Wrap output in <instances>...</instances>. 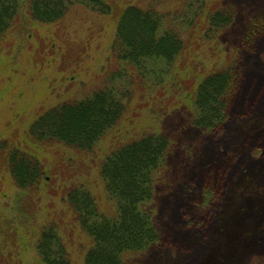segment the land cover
Listing matches in <instances>:
<instances>
[{
  "label": "rangeland",
  "instance_id": "374dc122",
  "mask_svg": "<svg viewBox=\"0 0 264 264\" xmlns=\"http://www.w3.org/2000/svg\"><path fill=\"white\" fill-rule=\"evenodd\" d=\"M101 1L109 13L99 11L95 2L72 0L63 17L52 23L32 20L24 6L0 42V139L32 150L44 170L36 189L26 190L1 170L0 264H43L36 245L42 230L50 227L69 264H84L92 241L75 220L65 194L81 186L98 213L113 216L115 204L105 191L101 162L117 145L147 133H161L168 140L155 174V193L143 204L168 245L154 243L128 253L126 264H264V102L258 113L233 117L218 131L204 133L189 125V109L178 95L191 78L227 62L243 34L245 12L264 13V0ZM128 5H152L176 24L191 22L182 26L186 62L181 67L176 61L171 76L163 75V84L147 76L142 80L132 69L111 78L115 70L123 71L110 58L116 27L111 9ZM221 5L233 7L237 20L230 30L213 36L207 33V11ZM240 66L264 79V49L242 52ZM111 86L128 90L130 98L120 120L91 152L61 143L38 146L24 137L42 111ZM218 154L229 158L235 169L222 195L203 196L185 182L184 173L204 168Z\"/></svg>",
  "mask_w": 264,
  "mask_h": 264
},
{
  "label": "trees",
  "instance_id": "16d2710c",
  "mask_svg": "<svg viewBox=\"0 0 264 264\" xmlns=\"http://www.w3.org/2000/svg\"><path fill=\"white\" fill-rule=\"evenodd\" d=\"M80 2H95L102 13L110 12L101 0ZM71 4L72 0H0V42L16 25L22 7L32 20L52 23L61 19ZM111 10L116 27L110 58L123 65V71L115 70L112 79L123 77L126 70L132 69L142 80L147 76L153 81L160 79L163 84V75L171 76L176 61L184 66L188 47L182 26H190V20L176 24L152 5L114 6ZM245 13L243 34L235 40L227 62L202 77L191 78L178 94L189 109V125L200 132L218 131L229 119L254 115L263 106L264 79L257 73L244 72L240 62L242 52L256 54L264 49V13ZM236 20L237 11L230 5L207 11V33L224 34L235 26ZM167 85L174 88L170 81ZM129 98L128 90L111 86L82 99L61 102L39 113L24 137L38 146L61 143L77 152H91L120 120ZM167 150L164 134L147 133L117 145L104 157L100 176L115 204L111 217L98 213L93 198L81 186L67 190V204L92 241L84 264H126L128 253L154 243L168 245L155 229L151 215L143 209L155 193V174L161 169ZM218 155L204 168L184 173L185 182L203 196L222 195L235 169L229 158ZM1 170L9 173L13 184L22 190L36 189L44 174L43 165L32 150L13 146L6 139H0V173ZM36 249L43 264H69L51 227L42 230Z\"/></svg>",
  "mask_w": 264,
  "mask_h": 264
}]
</instances>
